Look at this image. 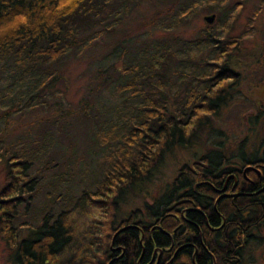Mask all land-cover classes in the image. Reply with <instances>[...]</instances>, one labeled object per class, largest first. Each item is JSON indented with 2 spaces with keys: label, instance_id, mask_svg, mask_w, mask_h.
I'll use <instances>...</instances> for the list:
<instances>
[{
  "label": "trees",
  "instance_id": "16d2710c",
  "mask_svg": "<svg viewBox=\"0 0 264 264\" xmlns=\"http://www.w3.org/2000/svg\"><path fill=\"white\" fill-rule=\"evenodd\" d=\"M249 1L0 0V235L10 262L135 264L120 254L125 245L136 246L141 264L161 251L158 264H246L255 232L264 231V155L214 119L243 80L260 81L264 47L244 48L264 0L234 30ZM130 14H138L135 27L125 22ZM95 48L104 59L71 75L79 80L84 70L76 104L55 94L51 105L52 89L68 88L63 59ZM13 115L31 116L15 137ZM167 156L179 167L162 178ZM236 162L262 180L249 171L252 185L215 202ZM207 222L218 237L200 233ZM171 246L181 257L167 262L163 248Z\"/></svg>",
  "mask_w": 264,
  "mask_h": 264
},
{
  "label": "rangeland",
  "instance_id": "374dc122",
  "mask_svg": "<svg viewBox=\"0 0 264 264\" xmlns=\"http://www.w3.org/2000/svg\"><path fill=\"white\" fill-rule=\"evenodd\" d=\"M255 0H250L246 6V8L243 10L242 13H240L237 23L235 24V33L239 32V29L245 28L247 24V18L250 14L249 8L251 5L254 4ZM145 2V1H144ZM148 7H144L143 9H138L137 12L139 14L140 19L142 20L148 15V10H146ZM138 14H130L125 22L128 23L131 27H135L138 25ZM197 19L191 23V28L187 30V32H190L192 28H195L197 26L196 23ZM254 24L256 26V33H255V40L249 39L247 46L244 48L247 51L248 50H254L256 48L260 49L262 46L264 47V8L259 13L257 18L254 21ZM201 26V25H200ZM141 27L137 28L135 31L139 30ZM163 34V33H162ZM98 48L92 49V53L85 52L82 56L78 57L79 59L67 57L63 59V63L65 64V70L64 75L67 76L68 79H65V83L68 86L67 89L64 88L63 84H59L57 89L54 87L52 89V92L49 95V103L52 105V103L55 101V94H57V98L60 100L63 98L66 102L75 103L79 99L81 93L80 88L85 80L84 79V70H82L77 78L79 80H72V76H76L80 69L82 68V64L85 66L86 61L87 62H94L93 64L89 63V67H94L98 65L96 63L99 58L103 60L104 54L100 51H97ZM241 49V50H244ZM105 50V49H104ZM103 50V51H104ZM264 55V54H263ZM89 57V58H88ZM260 57V70L259 71V84H257L256 80H243L240 86V90L236 92L232 102H230L227 105V108L222 110L218 117H215V126L219 129H221L224 134H229V138L232 140H235V137L241 139L242 137L248 136V145L254 147H257L262 142V137L264 136V123H256V120H253V114L257 115V109H256V102H262L264 100V56ZM86 58H88L86 60ZM101 64H104L100 62ZM83 66V67H84ZM255 67V66H254ZM246 73V70L243 71ZM254 74L257 72V68H254L253 70ZM88 73V72H87ZM5 73L0 71V75H4ZM89 74V73H88ZM249 76L251 79L252 73H249ZM252 81V82H251ZM2 80L0 79V85ZM249 83V87H248ZM256 85V92H252V85ZM79 85V87H78ZM246 96H243V95ZM256 101V102H255ZM256 109V110H255ZM46 116L47 111H40L39 110V116L41 115ZM251 118V120H249ZM246 119V120H245ZM31 116L29 115L27 118L19 119L17 116L13 115L11 117L10 123H9V130L8 132L11 133L12 137H15L17 133L24 130L25 127H27L28 124H30ZM253 126H256L255 128ZM10 135V136H11ZM196 150L199 152V149L196 148ZM187 153V154H186ZM177 155H179L180 160L190 159L191 152L185 151L181 152L178 151ZM172 156H167L166 161L163 163L161 168V173L159 174L162 176V178L170 177L171 174H175L177 168L179 167L178 161H172L170 158ZM251 167V166H248ZM248 169V168H247ZM246 176V173H244ZM160 179V177H158ZM4 183V170L3 165L0 164V187ZM159 183V181H158ZM141 198L136 199L132 204L136 205L137 202H139ZM264 229V228H262ZM261 230V229H260ZM261 234H258V232H255L256 237L253 239L254 242H252L249 246L247 251L244 254V257L246 258V264H264V231H259ZM255 245V246H254ZM250 261V263H249ZM81 262V261H80ZM79 262V263H80ZM0 264H13L10 262L9 259V250L6 247L3 238L0 235Z\"/></svg>",
  "mask_w": 264,
  "mask_h": 264
},
{
  "label": "flooded vegetation",
  "instance_id": "af4514ba",
  "mask_svg": "<svg viewBox=\"0 0 264 264\" xmlns=\"http://www.w3.org/2000/svg\"><path fill=\"white\" fill-rule=\"evenodd\" d=\"M262 139V142L261 144L259 145V148H260V154H263L264 155V136L261 138ZM252 146H247V149L249 151H252ZM247 153H249L248 151H246ZM264 161V159H263ZM247 166H251L247 169V172H246V176L244 175L243 173V170L245 167ZM263 168H264V163L261 165ZM252 170H256L255 173L257 174V176L259 177V180H262V174L260 173V171L257 170V168L253 167L252 165L250 164H247L246 166H243L242 164H240L239 162H236L235 164H232V168L231 170L229 171L228 175L220 182L222 183V185L216 189V197L218 196V198L216 199L215 202H217L221 196H227L229 193H233V192H236L234 190H238V189H243L244 187L247 186L248 183H250L252 185V181L254 180V178L252 177V175L249 174V171H252ZM260 182V181H259ZM222 194V195H221ZM221 195V196H220ZM207 224H209L207 222ZM123 229H125V227H123ZM210 232H213L215 233L214 235L216 237H218L219 235V227L218 226H211L209 224L208 228L206 231H201L200 230V233L203 234H207L209 235ZM189 241V238L186 239V241L184 243H188ZM200 241H206V238H204L203 236L201 237ZM148 242L146 243H142L141 245L143 246V248L140 250V254H141V258L142 256H145L146 255V251H147V248L145 247V245L147 244ZM214 244L215 246L218 248L215 240H214ZM153 248H154V251H156L158 249V247H156V244H152ZM173 246V245H172ZM170 247L168 249L166 248H163L165 250V256H164V260L170 258V260H168L167 262H171L172 260L177 259V258H180L181 255H178V252L180 250V248L178 249H175L173 253L170 252V250L174 247ZM119 247V246H118ZM119 252H120V248H118ZM126 254H125V253ZM157 252V251H156ZM125 254L126 255V258L129 259V258H134V261L136 260L135 264H141L139 262V259L140 257L138 258L137 260V255H138V252H137V249H136V246H122V252H120V254ZM162 251L159 253V256L157 258H151L150 262L147 263V264H158V262L160 261V257L162 256ZM148 255V253H147ZM111 261L109 260V262L107 264H110ZM165 264H168V263H165Z\"/></svg>",
  "mask_w": 264,
  "mask_h": 264
},
{
  "label": "crops",
  "instance_id": "0c3cea01",
  "mask_svg": "<svg viewBox=\"0 0 264 264\" xmlns=\"http://www.w3.org/2000/svg\"><path fill=\"white\" fill-rule=\"evenodd\" d=\"M256 102V101H255ZM256 109H257V112H259L260 114L262 113L263 115H264V100H262V102L260 101V102H256ZM255 109V110H256ZM264 119V118H263ZM264 123V120H263V122H262V124ZM248 167V166H247ZM246 168V167H245ZM245 168H244V170H245ZM243 170V173H246L247 172V170L246 171H244Z\"/></svg>",
  "mask_w": 264,
  "mask_h": 264
},
{
  "label": "water",
  "instance_id": "95a60500",
  "mask_svg": "<svg viewBox=\"0 0 264 264\" xmlns=\"http://www.w3.org/2000/svg\"><path fill=\"white\" fill-rule=\"evenodd\" d=\"M214 17H215L214 14H210V15H206V16H204V19H205L208 23H212L213 20H214ZM247 168H249V167H246L244 171H246Z\"/></svg>",
  "mask_w": 264,
  "mask_h": 264
}]
</instances>
